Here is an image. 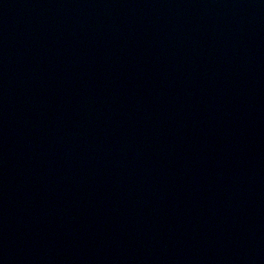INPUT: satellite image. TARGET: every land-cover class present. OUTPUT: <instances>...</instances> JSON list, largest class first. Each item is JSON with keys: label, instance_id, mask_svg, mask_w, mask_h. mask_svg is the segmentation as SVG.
<instances>
[{"label": "water", "instance_id": "water-1", "mask_svg": "<svg viewBox=\"0 0 264 264\" xmlns=\"http://www.w3.org/2000/svg\"><path fill=\"white\" fill-rule=\"evenodd\" d=\"M0 201L101 264H264V0H0Z\"/></svg>", "mask_w": 264, "mask_h": 264}]
</instances>
